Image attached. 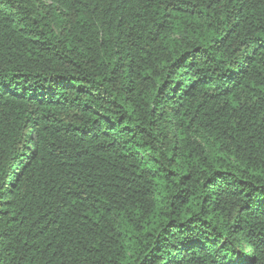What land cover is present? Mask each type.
Here are the masks:
<instances>
[{
    "label": "trees",
    "instance_id": "trees-1",
    "mask_svg": "<svg viewBox=\"0 0 264 264\" xmlns=\"http://www.w3.org/2000/svg\"><path fill=\"white\" fill-rule=\"evenodd\" d=\"M0 264H264V0H0Z\"/></svg>",
    "mask_w": 264,
    "mask_h": 264
}]
</instances>
